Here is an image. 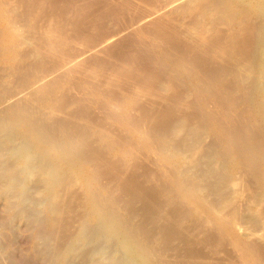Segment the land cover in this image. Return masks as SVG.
Masks as SVG:
<instances>
[{"label": "bare ground", "instance_id": "obj_1", "mask_svg": "<svg viewBox=\"0 0 264 264\" xmlns=\"http://www.w3.org/2000/svg\"><path fill=\"white\" fill-rule=\"evenodd\" d=\"M147 1L127 22L156 41L155 57L115 54L122 71L107 76L93 56L111 52L123 23L90 33L77 8L51 17L47 0H0V57L17 62L2 72L15 89L0 96V189L12 214L0 226L25 217L43 264H264V0ZM122 79L126 106L114 101ZM80 84L86 97L66 94ZM89 94L105 118L80 108ZM153 163L158 173L139 172Z\"/></svg>", "mask_w": 264, "mask_h": 264}, {"label": "rangeland", "instance_id": "obj_2", "mask_svg": "<svg viewBox=\"0 0 264 264\" xmlns=\"http://www.w3.org/2000/svg\"><path fill=\"white\" fill-rule=\"evenodd\" d=\"M48 2H49V7L48 8H46L47 9V12H48V14H51V17H52V12L54 11V13H55V11H56V13H58L59 14V16H61V15H63V14H61L63 11H64V15H74V13H75V15L77 14V15H80V21H78V22H80V24L81 25H83L84 27L86 26L87 28L89 27V31L90 30H93V32L95 33V31L96 30H94V29H97L99 26H100V28L102 27V30L104 31H110V28L111 29H113V27H114V30H118V28H119V26H122L121 24L123 23L124 25L123 26H126L125 28L123 27H121L122 29H125L124 30V32L122 33V36L121 37H119L120 38V41H118V42H113L114 44L112 45V47L109 49V50H111V52L110 53H112V52H115L114 50H116L117 52H115V53H113L114 55L116 54V55H118L117 57L119 58L120 56L121 57H124V56H126L125 58H132V56H133V58H139V60H140V57L142 58V57H144V58H154L155 56H154V52H156L158 49V47H156V45H155V43H156V41H153L151 38H150V36H149V34H147V33H142V32H140V30L139 29H137L135 26H133V27H130V25L131 24H129V22H131V19L130 18H132V16H133V14H135V12L138 10V12H142L141 10H147L146 12H148V9L147 8H149L148 6H152L151 4H150V2L149 1H147V2H145V4H144V0L142 1V0H111V1H109V0H86V2H85V0H83V1H81V0H71L73 3H71V1L70 0H47ZM54 1V3H56V4H58V6L57 5H55V4H52V2ZM62 1H64V2H62ZM65 1H66V3H65ZM68 1H70V3L71 4H69V2ZM76 1H77V4H76ZM106 1V2H105ZM107 1L109 2V3H107ZM130 1V2H129ZM134 1V2H133ZM146 1V0H145ZM68 2V3H67ZM86 3V4H84V3ZM93 2H96V3H93ZM98 2V3H97ZM115 2V3H114ZM120 2H122V3H120ZM127 2V3H126ZM132 2V3H131ZM80 5H79V4ZM88 3V4H87ZM91 3V4H90ZM105 3V4H104ZM124 3V4H123ZM91 5V6H93V7H91V6H89L88 7V5ZM111 6H110V5ZM115 4V5H114ZM125 4H128V5H125ZM148 4V5H147ZM150 4V5H149ZM67 5V7H65ZM69 5V6H68ZM70 5H71V7H70ZM75 6V8H73L74 6ZM103 5V6H102ZM109 5V6H108ZM120 5H122L121 7H119ZM130 5V6H129ZM135 5H137V6H135ZM143 5V9H142V6ZM55 6V7H54ZM62 6V8L63 9H60V7ZM101 6V7H100ZM127 6H129L130 8H128ZM144 6H145V8H144ZM87 7V8H86ZM98 7H99V9H98ZM106 9H105V8ZM109 7V8H108ZM111 7H114V8H112L111 9ZM77 8V10L74 12V10L73 9H76ZM82 10V11H80V9ZM86 8V9H85ZM115 8H117V9H115ZM137 8H139V9H137ZM69 11H68V10ZM109 9H110V11H109ZM150 9V8H149ZM53 10V11H52ZM79 10V11H78ZM103 10V11H102ZM116 10V11H115ZM120 12H119V11ZM126 10V11H125ZM144 10H143V12H144ZM62 11V12H61ZM78 11V12H77ZM86 11V12H85ZM90 12L89 14H88V12ZM99 11V12H98ZM100 11L101 12H103L102 14L100 13ZM104 11H105V14H104ZM118 11V12H117ZM122 11L124 12V13H122ZM61 12V13H60ZM72 12H74V13H72ZM77 12V13H76ZM81 12L82 13H84V14H82L81 15ZM97 12V13H96ZM138 12H136V13H138ZM78 13H80V14H78ZM85 13H87V17H86V14ZM92 13V14H91ZM93 13H96V14H93ZM100 13V14H99ZM108 15H107V14ZM120 13V14H119ZM128 15H127V14ZM131 13V14H130ZM58 14H54L55 15V17L58 15ZM111 14V15H110ZM123 14H124V16L125 17H123ZM53 15V16H54ZM85 15V16H84ZM92 15H94L93 17H92ZM96 15V16H95ZM102 15H103V17H102ZM114 15V16H113ZM116 15V16H115ZM119 15V16H118ZM131 15V16H130ZM50 16V15H49ZM81 16H82V19H81ZM107 16V17H106ZM113 16V17H112ZM120 16H122L121 18H119ZM77 17V16H76ZM89 17V18H88ZM92 17V18H91ZM102 17V18H101ZM116 17V18H115ZM136 17V16H135ZM79 18V17H78ZM76 19V21L77 20H79V19ZM86 18V19H85ZM95 18H97V19H94ZM103 18H106V19H103ZM110 18V19H109ZM119 18V19H118ZM129 18V19H128ZM88 19H90V21H91V23H90V21L88 20ZM102 19H103V24L101 23V21H102ZM112 19H113V21H112ZM116 19V20H115ZM81 20H83L85 23H83V21H81ZM87 20H88V22H87ZM97 20H98V22H97ZM119 20H121V21H119ZM127 20L129 21V22H127ZM75 21V22H76ZM95 23H99V24H95V25H97V26H95L93 23L94 22ZM106 21H108V22H106ZM82 22V23H81ZM108 23V25L106 24V23ZM119 22V23H118ZM127 22V23H126ZM88 23V24H87ZM89 23L90 24H92L91 26L89 25ZM113 23H115V24H113ZM120 24V25H118V24ZM85 24V25H84ZM105 27H103L102 25ZM106 24V25H105ZM112 24H113V26H112ZM63 25V28L65 27V24H62ZM61 25V26H62ZM99 25V26H98ZM128 25H129V27H130V29H129V27H128ZM61 26H57V28L59 27V28H62ZM106 26H107V28H106ZM111 26V27H110ZM91 27V28H90ZM116 27H118V28H116ZM66 28V27H65ZM64 28V29H65ZM93 28V29H92ZM104 28V29H103ZM120 29V28H119ZM126 29H127V31H126ZM66 30V29H65ZM88 30V29H87ZM131 33H130V32ZM67 32L69 33V36H71V33L73 34V36L74 35H77V33L75 34V32L74 31H72L71 29L69 30H67ZM71 32V33H70ZM92 32V33H93ZM132 32H133V34H132ZM90 33H91V31H90ZM123 34H125V36L123 37ZM128 35V36H127ZM122 38V39H121ZM129 40V42L127 43V41H124V40ZM132 39H134V40H132ZM117 40H119V39H117ZM121 40H122V43H121ZM131 40V41H130ZM147 41V42H146ZM120 43L122 44V45H120ZM149 43V44H148ZM124 44H125V46H124ZM130 44V45H129ZM133 44V45H132ZM144 44V45H143ZM126 45H128L127 47L128 48H130V49H128L129 51V53L128 52H126ZM146 45H147V47H146ZM76 46H79L78 44H76ZM116 46V47H115ZM139 46V47H138ZM116 49H115V48ZM118 47H120L119 49H121L122 51H124L123 53H122V51L121 52H119V50H117L118 49ZM133 47V48H132ZM148 47H150V48H148ZM131 48H132V50H131ZM133 49H135V50H133ZM141 49V50H140ZM131 50V51H130ZM135 51V52H134ZM126 52V53H125ZM108 53V52H107ZM107 53L106 54H104V53H101V54H99L100 56H93L94 57V59L95 60H99L100 62H101V65H104V66H107V69H105V71L104 72H106L107 74H109V73H111V74H114L116 71H114V70H117V69H122V67H120V68H115L114 66V64H113V61L116 63V62H118V61H116L117 59V57H116V55L114 56L113 55V57L111 58L110 57V53H108L109 55L107 56ZM117 53H122L121 55L120 54H117ZM127 54L128 56L129 55H131V57L129 56H127V55H123V54ZM140 54V55H139ZM123 55V56H122ZM2 56V55H1ZM51 56H53L54 57V54H52ZM111 56H112V54H111ZM157 56V58H163V57H165V58H169L168 57V55L167 54H157L156 55ZM204 56H207V55H204ZM93 57H91V58H93ZM100 57V58H99ZM102 57H104L105 59H103V60H101L102 59ZM7 58H9V57H7ZM99 58V59H98ZM115 58V59H114ZM10 59V58H9ZM107 59V60H106ZM110 60V61H109ZM138 62V61H137ZM141 62V61H140ZM3 63V64H2ZM12 63V64H11ZM16 63L17 62H14V61H12V62H3L2 60H1V57H0V92H1V94H0V96H5V95H7L8 94V92L7 91H10V92H12L15 88H13V86H12V83L10 84V83H7V81H6V77L4 76V75H2L3 73L2 72H4L5 70L6 71H8L13 65H16ZM144 63H145V65H144ZM112 64V65H111ZM138 64H140V63H138ZM140 65H142V67L144 66V67H148V69H149V71L150 72H154L155 71V67H154V63L152 62V63H150L149 61H146L145 60V62H143V60H142V63L140 64ZM152 66V68L150 67L149 68V66ZM111 66V67H110ZM212 66H214V68L212 67ZM113 67V69H111ZM105 68V67H104ZM209 68L210 69H216V67H215V65L214 64H209ZM120 69V70H121ZM151 69V70H150ZM113 71V73H112V71ZM100 71H102V70H100ZM122 71V70H121ZM105 73V74H106ZM155 73L157 74V75H162L161 77H163V79H165L166 77V75L165 74H160L159 72H156L155 71ZM111 74H109V75H107V76H110ZM150 79V78H149ZM152 79V78H151ZM150 79V81H148L149 83H150V85H154V83H157V82H154V80L152 81ZM156 81V80H155ZM121 82H124V88L123 89H121V91L119 92V97H120V100H114L115 102H117L120 106L122 105V106H126V101L128 100V99H132V96H131V94H130V90H131V86H132V84H130V82H128L127 83V81L126 80H124L123 81V79L121 80ZM154 82V83H153ZM5 84H7L6 85V88H5ZM9 84V85H8ZM3 86H4V88H3ZM8 88V89H7ZM9 88H11V89H9ZM176 88H178L177 89V91L178 92H184V91H186V87H184V85H178V86H176ZM183 88V89H182ZM126 89H127V91H126ZM72 90L73 91H71V90H67L66 92V94H68V95H71V93H73L72 95H74V93L76 94V96H81V98L82 97H86L87 96V91L89 90L88 89V87L87 86H85V85H83V84H80V85H78L76 88H72ZM92 90V89H91ZM182 90V91H181ZM9 92V93H10ZM79 92V93H78ZM122 92V93H121ZM123 92H126V93H124L123 94ZM121 93V94H120ZM3 94V95H2ZM127 94V95H126ZM125 95V96H124ZM8 96V95H7ZM36 97H37V95H35V97L32 95L31 97H30V99L29 100H32V102L34 103V108L35 107H37L38 109H37V111H39V109H40V105H36L37 103V99H36ZM88 97H89V101H86L82 106H80V108H85L86 107V105L85 104H87V106H91L92 107V109L91 110H93V112L91 111V114L92 113H95V114H92V116L94 115V116H96L97 117V115H96V113L98 114V117L99 118H96V117H92L93 119H101L102 117L103 118H105V116L106 115H104L105 113L104 112H99L98 110V112L96 111V107H94V105H92V101H90V100H93L94 98H95V95L93 94H89L88 95ZM32 98V99H31ZM35 98V99H34ZM122 98H124V99H122ZM148 97H146V98H143V103H144V105H146V106H152V104H155L156 106H162L163 105V100H162V98H160L161 99V102L159 101V98H157V100H156V103H155V99H156V97H153V98H151V99H147ZM126 99V100H125ZM154 99V100H153ZM154 101V102H153ZM165 101V100H164ZM146 102V103H145ZM157 102L158 103H162V104H160V105H157ZM166 102V101H165ZM164 102V103H165ZM151 105H150V104ZM0 107H2V105H0ZM36 109V108H35ZM40 111H41V109H40ZM99 114L100 115H102V116H99ZM243 114L246 116V117H248L247 116V114H246V112L244 113L243 112ZM105 122V124H108V128L109 129H113V130H115L116 129V125H114V124H112V122H111V120L110 121H104ZM107 122V123H106ZM85 123V120H83V121H79V124H84ZM6 126V127H5ZM8 124L7 123H3L2 125H1V128H0V130H2V131H6L7 129H4V128H8ZM2 127H3V129H2ZM112 127H114V128H112ZM88 130V129H87ZM90 130V129H89ZM117 130V129H116ZM1 131V132H2ZM93 132V131H92ZM91 132V133H92ZM95 136V135H94ZM94 136L92 135L91 137H90V139H91V141H94L93 143H95V138H94ZM94 138V139H93ZM96 144V143H95ZM116 149H118V148H116ZM110 154H108L107 156H109ZM144 162H148V161H144ZM148 164V163H147ZM152 168H148L149 170H147L146 169V171H145V168H143V169H141L139 172L141 173L142 171H143V174L145 173H148V174H150L152 171H155V172H157L158 173V168H156V166H155V164L153 163L152 164V166H151ZM156 169V170H155ZM152 170V171H151ZM149 171H151V172H149ZM142 174V173H141ZM150 184V183H149ZM0 187H1V184H0ZM2 192H3V190H1L0 189V194H2ZM4 194V195H3ZM2 195H0V201H1V203H0V214L2 215H0V221L2 222V221H4L5 219H7L8 217H11L12 216V214H10V212H8V210L6 209V194L5 193H3ZM226 194H227V192H226ZM8 195V194H7ZM2 197V198H1ZM3 201V202H2ZM139 206H140V204H138ZM3 209H4V211H3ZM6 209V210H5ZM6 211V212H5ZM5 212V213H4ZM8 214V216H6L5 217V215H7ZM4 216V217H3ZM1 218H4V220H1ZM24 219H25V222L26 223H28L27 221H26V218L25 217H23V219L22 218H18V220H17V218L15 219V220H13V222H12V224H10V227H12V229H10V227H8L7 228V225L6 226H0V233H2V234H4V235H2L1 234V236H0V243H2V241L4 240V243H6L7 241H8V239H7V241H6V239H5V234H7L10 238H12V240H11V242H10V247L7 245V247H5V248H3V246H1L2 247V250H1V247H0V250L2 251V255L1 256H3V258L5 259H3V258H1L0 260V263L1 264H4V262H5V264L6 263H9V264H11V262H12V260L9 258V256H11L12 255V257L11 258H14L13 259V261H14V263L15 264H40V263H42L41 262V258H39V257H37L36 258V256H37V253H38V251H35L36 250V246L38 245V240H37V238L35 237V231L30 227V225L28 226V227H30V228H28L27 227V224H25V222H24ZM16 222V223H15ZM25 224V225H23L22 226V224L23 223ZM136 223L138 222V220L137 221H135ZM18 224V226H16V225ZM16 226L15 228V230H13L14 229V227L13 226ZM2 227H5V228H2ZM27 227V230H25V228ZM13 230V231H10V230ZM18 229V230H17ZM24 231H23V230ZM3 230V231H2ZM32 231V232H30V231ZM18 231H21V232H18ZM246 231V230H245ZM244 230H243V232H245ZM16 233H18L17 235H16ZM11 234V235H10ZM30 234H32V235H30ZM15 237H14V236ZM8 236H6V238L8 237ZM18 238H17V237ZM30 236H31V238H30ZM4 238V239H3ZM35 240V241H34ZM17 242V243H16ZM8 243V242H7ZM6 243V244H7ZM34 243H37V245L35 246L34 245ZM5 244V245H6ZM4 245V244H3ZM35 246V247H34ZM111 246V245H110ZM113 249H117V246H115L114 245V247H113V245L111 246ZM35 249V250H34ZM37 249H38V247H37ZM12 250V251H11ZM228 250V249H227ZM10 251V253H11V255H9L8 254V252ZM13 252V253H12ZM37 252V253H36ZM227 253H229V254H227V256L229 257L230 255L231 256H233V258L235 257V255H233V254H236L235 252H231V250H228V252ZM39 255V254H38ZM218 255V257H222L223 256V258H224V256H225V258H227V256L226 255H224V254H217ZM5 256H8V258L11 260V261H9V259L6 257L5 258ZM230 256V257H231ZM237 258V260H238V255L236 254V257H235V259ZM7 259H8V261L9 262H7ZM78 259H80V260H78V261H81L82 259H84V258H80V257H78ZM16 260V261H15ZM2 261H4V262H2ZM40 261V262H39ZM14 263H12V264H14ZM43 264V263H42ZM238 264H241V262L239 263L238 262Z\"/></svg>", "mask_w": 264, "mask_h": 264}]
</instances>
